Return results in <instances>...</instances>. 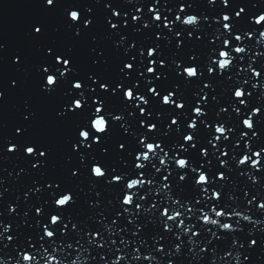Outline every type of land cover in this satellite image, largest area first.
<instances>
[{"label":"water","instance_id":"95a60500","mask_svg":"<svg viewBox=\"0 0 264 264\" xmlns=\"http://www.w3.org/2000/svg\"><path fill=\"white\" fill-rule=\"evenodd\" d=\"M181 3L186 11L179 14L199 16L198 25L175 21ZM150 7L173 21L171 27L165 28L163 19L154 21ZM240 8L245 11L237 17ZM72 10L81 13L78 22L71 21ZM114 11L120 15L114 16ZM224 14L232 18L230 32L223 29ZM260 14H264V0H228L227 5L223 0H55L52 6L46 0H0V264H24L23 252L34 255L39 264H44L47 254L63 264H72L77 257L79 264H112L117 256L124 258L120 264H264V210L258 207L264 202V160L256 168L250 162L238 164L243 155L256 159L252 153L264 149V40L259 35L264 26L254 23ZM134 15L140 19L134 22ZM235 35L244 36L243 41L237 42ZM224 39L231 42V48L224 50L231 51L234 63L221 73L211 61L218 59ZM236 46L245 47L246 52L236 54L232 51ZM150 47L156 49L154 57L147 56ZM57 56L70 60L69 70L57 63ZM153 59L156 63L150 65ZM125 63H132L133 69H125ZM249 64L262 75L254 76ZM149 66L155 68L153 74L147 72ZM186 66L198 67L200 76L187 78L182 72ZM209 66L216 69L213 74L208 73ZM48 74L58 77L51 89L46 84ZM76 81L84 87L73 88ZM101 83L108 85L107 91L100 88ZM129 87L149 101L141 105L148 114H140L138 101L125 99L123 93ZM149 87L157 88L159 96L149 93ZM237 87L249 94L244 105L234 97ZM168 92L185 107L164 105L162 96ZM75 99L83 100L82 109L70 110ZM94 99L103 101L109 130L100 136V143L82 142V128L97 136L91 128ZM198 105L204 115L195 117L193 109ZM255 108L260 109L253 116L255 127L245 129L242 121ZM117 115L122 120L115 121ZM173 117L177 125L171 124ZM193 119L198 120L195 131L187 127ZM218 123L231 129L227 140L214 139ZM148 124L156 128L150 131ZM189 132L195 136V148L183 140ZM245 132L248 135L242 138ZM142 138L161 144L163 151L158 150L138 170L136 154L145 150ZM120 144L125 147L121 149ZM12 145L15 151L8 150ZM29 146L36 155L26 153ZM201 149H207V156ZM41 151L46 153L43 157ZM225 151L228 155L222 156ZM165 152L167 165L162 166L159 157ZM178 157L189 159L191 167L177 168ZM94 163L106 169L104 178L92 175ZM192 168L211 177L208 195L219 191V200L205 198ZM141 171L144 179L154 183L137 189L141 209L133 205L125 213L122 199L127 180ZM221 172L224 180L218 178ZM181 174L186 175L185 181L179 180ZM113 175H122L123 180L113 182ZM165 175H169L168 190L162 189ZM65 192L74 201L57 207L55 199ZM174 200L180 204H173ZM189 206L194 209L191 213ZM37 207L42 215H37ZM165 207L180 210L185 226L199 233L191 237L192 242L190 233L176 226L179 221L169 222L171 231L164 229L166 218L160 212ZM213 207L226 213L239 211L250 220L213 215L221 223L233 224L231 232L203 224L200 210L211 214ZM53 214L62 217L55 226L49 222ZM44 225L56 233L54 238L43 236ZM5 227L8 232H3ZM96 232L99 237L89 243V233ZM252 240L257 243L252 245ZM148 256L153 259H144Z\"/></svg>","mask_w":264,"mask_h":264},{"label":"snow or ice","instance_id":"6c2138e0","mask_svg":"<svg viewBox=\"0 0 264 264\" xmlns=\"http://www.w3.org/2000/svg\"><path fill=\"white\" fill-rule=\"evenodd\" d=\"M55 0H52V5L54 4ZM209 2H214V0H209ZM223 3L225 5L228 4V0H223ZM150 12H154L155 15L153 16V20L154 21H161L162 19L164 20V27L165 28H170L173 21H169L167 17H162L159 10H157L155 7H150L149 8ZM186 11V7L185 4L181 3L180 8H179V12L177 13V15L175 16V21L177 22H181L183 25H187V26H191V27H195L196 25H198L199 21H200V17L197 15H185V16H181L179 13H183ZM245 11L244 8H240L235 15L237 17H239L243 12ZM71 12V11H70ZM69 12V13H70ZM68 13V14H69ZM114 16H119L120 13L114 11L113 12ZM258 17V19H257ZM81 18V13L78 12L77 16H73V19H77L79 21V19ZM140 17L138 16H132V20L135 22L137 20H139ZM231 17L228 14H224L222 16V20L224 21L223 23V29L226 32H230L232 29V23H231ZM88 23H90L89 21H85V25H87ZM254 23L256 25H262L264 26V14H260L258 16H256L254 18ZM111 27L113 29L117 28V25L115 23L111 24ZM35 31L37 33H39L41 31L40 28H36ZM181 34L179 32L176 33V36L179 37ZM192 33H189V36L191 37ZM247 35L249 37H251L253 34L251 32L247 33ZM260 37L262 40H264V31H261L259 33ZM234 39L237 42H241L244 39V36L242 35H235ZM223 45L224 48H222L221 50H219L218 52V59H214L211 61L212 64H215L218 66V69L220 70L221 73L225 72L226 70H228L234 63V57L231 54V51L228 50H224V49H228L231 48V42L229 39H224L223 40ZM177 46H180V41H178ZM232 51H234L236 54H244L246 52V48L242 47V46H236L234 47V49H232ZM156 54V49L155 48H149L147 50V56L148 57H154V55ZM194 59V57H193ZM56 61L57 63H62L65 66V71L69 70L70 68V60L68 59H63L60 56L56 57ZM150 65H154L156 63V61L150 60L149 61ZM160 64L163 66L164 65V61L161 60ZM125 69L131 70L133 69L134 65L132 63H125L123 66ZM249 68L252 70V73L254 76L259 77L262 74L259 71H256L254 68H252L251 64H249ZM45 72H48L49 70L47 68L44 69ZM209 74H213L216 69H214L213 67L209 66L207 69ZM147 72L149 74H153L155 72V68L153 66H149L147 67ZM183 74L188 77V78H198L200 76V70L198 67L196 66H186L183 68L182 70ZM61 75H64V72H61ZM50 77V79H48ZM47 79V86L51 89L54 88L56 86V84L58 83V77L52 74H48L46 76ZM245 84L247 83V81L244 82ZM209 85L205 84L204 87H208ZM73 88H75L76 90H80L82 89L84 86L80 81H76L73 85ZM117 88H120L121 85L117 84L116 86ZM253 87H255V85H253ZM100 88L102 90L107 91L108 90V85L107 84H100ZM148 92L151 93L153 96H159V92L157 90V88L155 87H149L148 88ZM124 97L126 100L128 101H138V103L136 104V107L139 108L140 110V114L141 115H146L148 113H146V110L144 107H142L141 105H147L149 103V101L146 99V97L144 95H138L134 89L132 87L127 88L124 93H123ZM174 93L173 92H168L167 94L162 96V103L164 105H173L177 108V109H183L185 107V104L183 103H178L176 102L173 97H174ZM249 95L248 93H246L245 89L243 87H237L234 91V97L239 101V103L241 105H244L246 103L245 101V96ZM81 96H83V93H81ZM204 99L206 100V96L204 97ZM93 103H95L97 106L94 109V117L91 119V128L95 131V133H97V136L92 137L91 133L86 130L85 128H82L79 131V137L81 138L82 142H87L90 139L93 140L94 143H100V136L106 134L109 130V120L107 118V116L104 114V108H103V101H100L98 99H94ZM84 107V102L82 99H75L72 102V106L70 110H80ZM237 112L240 111L239 108L236 109ZM193 112L195 114V117H200L202 115H204V111L203 108L200 107L199 105L197 107H195L193 109ZM260 109L259 108H255L253 109V113L252 115H249L248 118L243 119L242 123H243V127L245 129L248 130H252L255 127V122L253 119V116L256 113H259ZM113 119L115 121H120L122 120V117L117 115L114 116ZM141 125H144V121L140 122ZM171 124L172 125H177L178 124V120L173 117L171 120ZM148 129L151 131L153 129L156 128L155 124H148L147 125ZM187 127L192 130L195 131L198 127V120L197 119H193L190 123H188ZM231 131V129H228L225 127L224 124L222 123H218L215 125V133L216 136L214 137V139L216 141H220L222 138L227 140L228 139V135L227 133ZM248 133H242L241 136L242 138L247 136ZM253 135H255V133H253ZM183 140L186 143L191 144V146L193 148L196 147L195 143H193V141L195 140V136L192 134V132H189V134L184 135ZM211 143V141H210ZM140 144L142 145V147L145 149L142 152H139L136 154V161L137 163L135 164V168L138 170H143L145 168V163L143 162H147L150 161L153 156H155L157 154V151H163V148L161 146V144L159 143H150V142H146V140L144 138H142L140 140ZM13 147L9 148V151H15L16 146L12 145ZM86 147H91L90 144H86ZM216 145L213 144V147H215ZM78 146L77 145H73V148L76 149ZM119 147L121 149H123L125 147L124 144H120ZM181 150H186L184 149V145H179ZM245 147L247 148L248 145L246 144ZM30 148V150H28ZM26 153L29 155H36V150L29 146L25 149ZM262 153H264V149H261L260 151L254 152L252 153L253 156L256 157V159H252L251 156L245 154L242 156V158H240L238 160V164L239 165H246L247 163H251L253 168L258 167L261 164V161L264 160V156H262ZM46 153L41 151L39 153V155L41 157H43ZM201 154L204 156H207V149H201ZM222 156H227L228 153L227 151L222 152L221 153ZM168 156V153L165 152L163 156L159 157V163L162 166L167 165V160L166 157ZM225 163V161H221V164L223 165ZM175 164L177 166V168L181 169V170H186L188 168L191 167V161L189 159L186 158H175ZM203 166H201L202 168ZM193 172L197 173V177L195 179V184L201 186L202 190H203V194L205 196V198H211V199H216L219 200L221 198V193L219 191H212L211 192V196L209 197L208 195V188L206 187V185H208L209 183H211V177L203 170L199 169V168H192L191 169ZM156 171L159 172L160 168H156ZM91 172L92 175L97 178V179H101L104 178L107 175V171L106 169L100 164V163H94L92 168H91ZM75 174V173H74ZM169 175H171V173H169ZM169 175H165L163 177V181H165V183L162 184V189L164 190H168L170 188V185L167 183L168 179H169ZM144 173L143 171L140 172L139 176L136 178H131L127 180L126 183V193L123 196L122 199V204L125 206L124 208V212L127 213L130 210L131 206H135L136 209H141V205L136 203V198H137V189L144 186L145 184L151 185L154 183L153 180L151 179H144ZM186 175L185 174H181L179 176V180L180 181H185L186 180ZM218 178L221 180H224L225 174L223 172L218 174ZM111 180L113 182H121L123 180V176L122 175H113L111 177ZM141 200L144 199V197H139ZM74 201V197L70 192H65L64 194H61L58 196V198L55 199L54 203L57 207L60 208H65L67 206H69L72 202ZM173 204H180V201H172ZM197 203H199V200H197ZM249 203H251V201H249ZM183 205L181 204V207ZM153 207H155V205H153ZM258 207L261 210H264V202H261ZM14 211V209H12ZM36 213L37 215H42V209L40 207L36 208ZM147 211V210H145ZM188 212H193L194 209L189 206L187 209ZM201 215H200V220H202L203 224L205 225H212V226H217L218 228L231 232L234 231V225L231 223H221L219 219H214L213 215L217 218H222V217H226V216H235V217H240L243 220L247 221L250 220V217L247 215L242 214L239 211H235L233 210L231 213H226L223 209L217 210L215 207H213L211 209V214L209 212H205L203 209L200 210ZM119 215V213L117 214ZM160 215L164 218H166L165 222H164V229L166 231H171L172 228V223L169 222H176L179 221V223L176 225L177 227L182 228V231L184 234H189V240L191 241V237L192 236H198L199 233L196 231L192 230V226H185V220L182 219L181 217L183 216V213L175 208H169V207H165L163 208V210L160 212ZM62 221V217L60 215L57 214H53L50 216L49 222L51 225L55 226L58 225L60 222ZM113 223H115V221H113ZM73 227L75 228V225H73ZM9 229L8 227H5L3 229V232H8ZM56 235V233L51 230L48 225H44V231H43V236L47 237L49 239L54 238ZM99 232L96 233H89V236L91 237L89 239V243H92L93 240L96 237H99ZM213 236H215V233H213ZM8 239L11 240L13 239V237L8 236ZM177 239H180V236L177 235ZM113 243H115L113 241ZM252 245H255L257 243L256 240H252L250 242ZM68 247H71V245H68ZM176 249L177 251L180 250V245L177 244L176 245ZM161 250L162 249H158ZM137 252L139 251V249L136 250ZM45 252L47 253V250H45ZM228 255H231L230 253H228ZM22 256V261L24 262V264H33V262L35 261L36 264H39V261H36V257L32 254H30L29 252H23L21 254ZM137 259H139L140 257L137 256ZM124 258L122 256H117L115 260L112 261V264H120V262L123 260ZM144 259H153L151 256L148 257H144ZM237 259L239 260V258L237 257ZM17 264H19V261H17ZM44 264H63L62 261H60L55 255H51V254H47L46 255V259L44 261ZM72 264H79V257H77L76 260L72 261ZM169 264H171V261H169Z\"/></svg>","mask_w":264,"mask_h":264},{"label":"clouds","instance_id":"9594fccd","mask_svg":"<svg viewBox=\"0 0 264 264\" xmlns=\"http://www.w3.org/2000/svg\"><path fill=\"white\" fill-rule=\"evenodd\" d=\"M46 4H47L48 6H52V0H46ZM77 15H78V11H77V10H72V11L69 13V17H70L71 21H73L74 23H75V22H78L77 19H73V16H77ZM257 19H258V17H257ZM37 28H39V27H37ZM0 47H2V45H0ZM187 78H188V77H187ZM48 79H50V77H49ZM46 83H47V79H46ZM11 147H13V146H10L9 148H11ZM28 150H30V148H29Z\"/></svg>","mask_w":264,"mask_h":264}]
</instances>
